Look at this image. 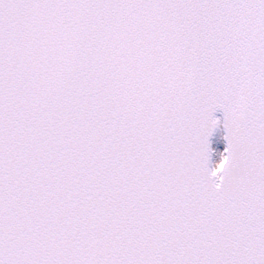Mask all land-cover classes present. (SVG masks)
Masks as SVG:
<instances>
[{
	"label": "snow or ice",
	"instance_id": "1",
	"mask_svg": "<svg viewBox=\"0 0 264 264\" xmlns=\"http://www.w3.org/2000/svg\"><path fill=\"white\" fill-rule=\"evenodd\" d=\"M0 264H264V0H0Z\"/></svg>",
	"mask_w": 264,
	"mask_h": 264
},
{
	"label": "bare ground",
	"instance_id": "2",
	"mask_svg": "<svg viewBox=\"0 0 264 264\" xmlns=\"http://www.w3.org/2000/svg\"><path fill=\"white\" fill-rule=\"evenodd\" d=\"M218 136L222 135V130L220 132L217 133ZM220 147H223V144L220 145Z\"/></svg>",
	"mask_w": 264,
	"mask_h": 264
},
{
	"label": "water",
	"instance_id": "3",
	"mask_svg": "<svg viewBox=\"0 0 264 264\" xmlns=\"http://www.w3.org/2000/svg\"><path fill=\"white\" fill-rule=\"evenodd\" d=\"M218 115H222V114L218 113Z\"/></svg>",
	"mask_w": 264,
	"mask_h": 264
}]
</instances>
